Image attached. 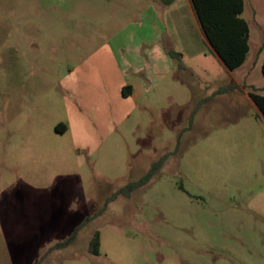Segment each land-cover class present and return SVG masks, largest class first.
<instances>
[{"label": "rangeland", "instance_id": "1", "mask_svg": "<svg viewBox=\"0 0 264 264\" xmlns=\"http://www.w3.org/2000/svg\"><path fill=\"white\" fill-rule=\"evenodd\" d=\"M183 1L0 0V264H264V118L248 97L264 96V0H243L234 71ZM145 6L166 28L177 13L192 46L134 100L109 38Z\"/></svg>", "mask_w": 264, "mask_h": 264}, {"label": "trees", "instance_id": "2", "mask_svg": "<svg viewBox=\"0 0 264 264\" xmlns=\"http://www.w3.org/2000/svg\"><path fill=\"white\" fill-rule=\"evenodd\" d=\"M190 3L199 29L212 51L228 71H234L239 68L245 62L249 51V27L245 19L241 16L244 9L243 0H190ZM170 56L179 62L180 67H183L181 54L171 52ZM261 72L264 77V58L261 64ZM235 88H237V85L232 82L224 87L218 88L213 95L228 93ZM126 89H129V87L124 89L123 96H128V93L125 91ZM248 97L264 118V96L257 94L255 91H251L248 92ZM64 130L65 127L63 126L61 132ZM166 159V155L161 157L151 165L150 169L142 178L117 190L107 199L106 205L118 196L123 195L128 197L135 190L146 185L163 166ZM100 213L86 217L75 227L65 241L56 244L52 249L69 246L75 240L81 228ZM99 247V234L96 232L90 239L88 246L89 252L97 255L99 253Z\"/></svg>", "mask_w": 264, "mask_h": 264}, {"label": "crops", "instance_id": "3", "mask_svg": "<svg viewBox=\"0 0 264 264\" xmlns=\"http://www.w3.org/2000/svg\"><path fill=\"white\" fill-rule=\"evenodd\" d=\"M183 4L198 26L190 0H184ZM178 9H172L171 12ZM176 16L174 20L170 18V21H167L168 28H166V22L155 9L145 6L137 19H128L129 26L123 33L114 34L109 38L110 48L121 60L120 65L124 67V71H131L130 75H124V82L121 85V87L124 85L129 87L126 89L127 98L142 99L147 94L146 81L163 79L174 68L175 61L170 53H179L183 58L185 51L192 46L189 34L180 31V17L177 13ZM199 32L203 44L212 51L201 31ZM183 39L187 48L181 44ZM215 56L217 57L216 54ZM218 60L220 61L219 58Z\"/></svg>", "mask_w": 264, "mask_h": 264}]
</instances>
